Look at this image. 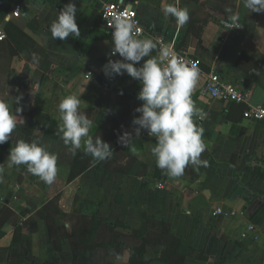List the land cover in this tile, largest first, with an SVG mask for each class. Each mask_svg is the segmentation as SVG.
I'll list each match as a JSON object with an SVG mask.
<instances>
[{
    "label": "crops",
    "instance_id": "crops-1",
    "mask_svg": "<svg viewBox=\"0 0 264 264\" xmlns=\"http://www.w3.org/2000/svg\"><path fill=\"white\" fill-rule=\"evenodd\" d=\"M108 1L137 9L146 28L143 39L157 45L146 59L158 58L162 48H176L200 61L202 73L191 98L203 113L193 120L203 129L204 163L188 164L179 177L156 166L151 153L155 138L141 132L126 145L119 140L133 132L132 121L139 115L135 109L143 102L137 99L141 85L136 79L127 73L108 77L102 70L109 59H121L110 56L113 45L102 20ZM69 2L78 9L80 36L53 40L50 24ZM165 4L187 8L188 22L180 27L174 17H166ZM223 20L241 21L244 28H228ZM0 27L7 35L1 46L13 55L10 69L0 70V98L14 114L19 108L17 115L24 120L0 145V264H129L131 246L140 243L137 238L123 237L113 248L73 249L68 240L54 248L38 210L74 182L78 186L71 210L97 204L101 217L122 219L134 230L144 229V214L169 223L174 237L169 244L192 251L184 264H264V174L254 172L257 168L264 173V119L244 116L251 106L264 107V12H250L244 0H5ZM16 29L42 49H32L31 41ZM95 70L102 73V83ZM212 70L248 91L249 102L202 95ZM68 95L81 98L79 111L93 122V140L100 136L112 147L108 159L94 160L87 154L86 137L75 154L64 143L58 105ZM17 97H22L19 103ZM29 113L34 126L24 132ZM18 139L37 141L57 156L52 184L29 173L26 165L8 166L10 148ZM117 155L124 161L135 159L128 173L106 165ZM234 155L242 159L239 178L229 163ZM219 208L224 213L215 214ZM166 247L148 244L144 261L159 258Z\"/></svg>",
    "mask_w": 264,
    "mask_h": 264
},
{
    "label": "clouds",
    "instance_id": "clouds-1",
    "mask_svg": "<svg viewBox=\"0 0 264 264\" xmlns=\"http://www.w3.org/2000/svg\"><path fill=\"white\" fill-rule=\"evenodd\" d=\"M244 7L250 12H264V0H244ZM77 7L69 2L61 8L52 20L49 31L53 40L65 41L70 35L80 36L76 23ZM165 16L175 18L178 26H184L189 20L187 8L174 4L162 7ZM131 21L118 18L114 21L113 47L110 56L117 54L121 59L112 60L103 66L108 77L127 73L139 81L141 87L137 99L143 103L135 109L133 132H125L119 137L125 141L139 137L142 131L155 137L151 153L156 166L171 177H179L188 164H202L201 153L205 150L203 129L196 126L193 116L203 115L195 107L192 93L198 83L199 70L189 66L168 48L160 49L159 57H151L157 45L151 39H137L133 35ZM33 60H36L33 54ZM143 61L142 64L140 62ZM140 64L139 67L137 65ZM122 94V93H121ZM22 97L16 98V103ZM81 98L68 95L63 98L58 109L62 125L59 127L61 138L66 145H71L73 154L82 147L94 160L104 161L113 152L109 143L101 137L89 135L93 122L79 111ZM14 114L7 102L0 100V145L8 142L17 128L18 122H24L17 113ZM8 166L26 165L27 171L38 176L43 182L52 184L57 175V156L49 153L37 141H15L8 155Z\"/></svg>",
    "mask_w": 264,
    "mask_h": 264
},
{
    "label": "trees",
    "instance_id": "trees-1",
    "mask_svg": "<svg viewBox=\"0 0 264 264\" xmlns=\"http://www.w3.org/2000/svg\"><path fill=\"white\" fill-rule=\"evenodd\" d=\"M18 34L31 41L32 49H42L40 45L34 42L23 31L16 29ZM0 41V70H8L11 67L12 54H8ZM31 47L30 44H26ZM0 100H3L0 98ZM4 101V100H3ZM33 116L26 114V122L23 126L24 132H29L34 126L31 122ZM58 136V135H57ZM124 156L117 155L106 165L111 170L128 173L135 159L124 161ZM233 167L234 177L239 178L242 171V159L234 155L229 160ZM254 172L263 176V172L255 168ZM77 173H72L73 179ZM76 182L69 185L62 194L57 195L48 201L38 210L40 218L46 220L49 236L54 241V248L60 249L66 240L70 242L73 249H95L100 247L113 248L123 237H132L140 240L138 245H132L130 248L129 264H184L185 259L190 257L191 250H178L169 244L174 237L171 234L172 226L169 223L148 218L145 214L146 225L144 229L134 230L128 226L122 219L109 221L99 215V205H84L81 210L70 209V204L77 190ZM37 230L33 229V234ZM148 244L166 245L159 258L150 261H144L145 248Z\"/></svg>",
    "mask_w": 264,
    "mask_h": 264
},
{
    "label": "built area",
    "instance_id": "built-area-1",
    "mask_svg": "<svg viewBox=\"0 0 264 264\" xmlns=\"http://www.w3.org/2000/svg\"><path fill=\"white\" fill-rule=\"evenodd\" d=\"M5 5V0H0V7ZM19 10L14 11V15H19ZM118 18H123L129 20L133 24V35L137 39H143L146 34V28L140 15L136 8L130 7L121 1H108L105 2L102 8V20L105 25V29L110 37L113 45V28L114 21ZM222 24L228 28L243 29L244 25L241 21L234 20H223ZM7 38L6 32L0 27V41ZM179 58L186 62L189 66H195L199 70V77L202 73L200 67V61L197 57L176 48H170ZM143 61L140 62L142 64ZM137 65V67L140 66ZM137 81V80H136ZM139 82V81H138ZM201 94L214 99H220L224 101H232L236 103H248L250 100V93L248 91L240 89L238 86L226 81L221 77V75L216 71L212 70L206 79L205 84L201 88ZM244 116L253 120H263L264 119V107L262 106H251L244 112ZM145 135H148L146 131H142ZM224 213L223 209L219 208L216 210L215 214ZM234 214V213H232ZM253 227L250 226L249 229Z\"/></svg>",
    "mask_w": 264,
    "mask_h": 264
},
{
    "label": "water",
    "instance_id": "water-1",
    "mask_svg": "<svg viewBox=\"0 0 264 264\" xmlns=\"http://www.w3.org/2000/svg\"><path fill=\"white\" fill-rule=\"evenodd\" d=\"M94 75H95L96 80L98 82H100V83L103 82L102 73L99 70H95L94 71ZM23 108H24V110H27L28 109V105L27 104H24Z\"/></svg>",
    "mask_w": 264,
    "mask_h": 264
}]
</instances>
